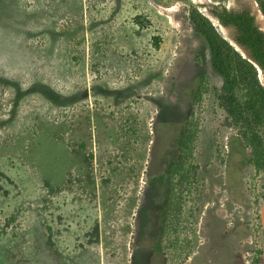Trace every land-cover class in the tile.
Returning a JSON list of instances; mask_svg holds the SVG:
<instances>
[{"label": "rangeland", "instance_id": "374dc122", "mask_svg": "<svg viewBox=\"0 0 264 264\" xmlns=\"http://www.w3.org/2000/svg\"><path fill=\"white\" fill-rule=\"evenodd\" d=\"M220 7L264 33L257 0H0V264H264V170L188 19Z\"/></svg>", "mask_w": 264, "mask_h": 264}, {"label": "trees", "instance_id": "16d2710c", "mask_svg": "<svg viewBox=\"0 0 264 264\" xmlns=\"http://www.w3.org/2000/svg\"><path fill=\"white\" fill-rule=\"evenodd\" d=\"M258 7L264 17V0H257ZM219 24L232 27L233 41L247 50L246 57H242L233 47L223 39L210 21L194 8L188 12L193 31L205 42L212 69L222 79L220 105L225 109L234 122L241 121L249 131L245 139L253 148V164L264 170V152L260 137L254 128L264 123V87L261 86L255 74L256 66L264 72V33L255 24L254 16L246 9L228 10L224 7L210 10ZM249 57V58H248ZM250 59V60H248ZM255 64V66L253 65ZM242 92V99L238 101L235 88ZM250 127V129H249ZM190 132L187 131V136ZM182 145H186L182 143ZM181 145V146H182ZM181 162L180 157L177 158ZM245 162H250L246 159ZM175 161L172 162L174 164ZM170 163V165H172Z\"/></svg>", "mask_w": 264, "mask_h": 264}, {"label": "water", "instance_id": "95a60500", "mask_svg": "<svg viewBox=\"0 0 264 264\" xmlns=\"http://www.w3.org/2000/svg\"><path fill=\"white\" fill-rule=\"evenodd\" d=\"M204 15V14H203ZM205 16V15H204ZM209 21H210V23H211V25H213L214 26V24H213V22H211V20L214 18L215 19V21L217 22V24H219V22H218V20L215 18V17H213V16H205ZM219 26L221 27V28H224L223 26H221L220 24H219ZM215 27V26H214ZM216 29V28H215ZM217 30V29H216ZM223 39H225L232 47H233V49L235 50V51H237L242 57H246V56H248L247 54V50L243 47V46H241V45H239V44H237V43H235L234 41H233V39H228V37L225 35V36H222V35H220ZM242 51L244 52V53H242ZM249 58V57H248ZM248 60H250V59H248ZM254 66H255V64H253ZM259 70V69H258ZM258 218H259V223H260V227H261V229H262V231H263V233H264V200L262 201V203H261V205H260V207H259V211H258Z\"/></svg>", "mask_w": 264, "mask_h": 264}, {"label": "flooded vegetation", "instance_id": "af4514ba", "mask_svg": "<svg viewBox=\"0 0 264 264\" xmlns=\"http://www.w3.org/2000/svg\"><path fill=\"white\" fill-rule=\"evenodd\" d=\"M256 69H259L257 66H256ZM261 70V69H260ZM182 123H184V125H182ZM186 125V123L185 122H181V123H178V126H177V131H179V129L181 130V132H182V135L178 138V145H177V148L179 149V147L182 145V143H183V140H184V133H185V131H184V129H185V126ZM187 133V132H186ZM189 145V144H188ZM164 146V145H163ZM162 146V147H163ZM177 149V150H178ZM173 161H175V163L174 164H172V162ZM172 162H170L172 165H170V163L168 164V168L166 169L167 171H170V172H173L174 170H176L177 169V166H178V164H177V162H176V160H173ZM191 169V170H190ZM190 171H194L195 170V167L194 166H192V167H190ZM169 173L168 172H164V174H162L163 176H166V175H168ZM161 175V179L163 178V176ZM164 179V178H163ZM168 192H170V191H168Z\"/></svg>", "mask_w": 264, "mask_h": 264}, {"label": "bare ground", "instance_id": "6f19581e", "mask_svg": "<svg viewBox=\"0 0 264 264\" xmlns=\"http://www.w3.org/2000/svg\"><path fill=\"white\" fill-rule=\"evenodd\" d=\"M201 2H202V1H201ZM211 22H213L214 26L217 27L216 29L220 30V32H221L222 34H225V30H224V28H221L220 26L218 27L217 25H219V24H217V22L215 21L214 18L211 20ZM218 30H217V31H218ZM222 34H221V35H222ZM222 36H224V35H222Z\"/></svg>", "mask_w": 264, "mask_h": 264}]
</instances>
